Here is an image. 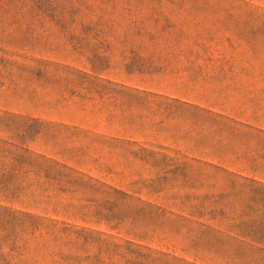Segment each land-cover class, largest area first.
<instances>
[{
  "label": "rangeland",
  "instance_id": "374dc122",
  "mask_svg": "<svg viewBox=\"0 0 264 264\" xmlns=\"http://www.w3.org/2000/svg\"><path fill=\"white\" fill-rule=\"evenodd\" d=\"M0 264H264V0H0Z\"/></svg>",
  "mask_w": 264,
  "mask_h": 264
}]
</instances>
